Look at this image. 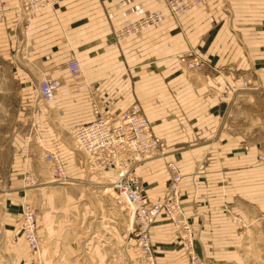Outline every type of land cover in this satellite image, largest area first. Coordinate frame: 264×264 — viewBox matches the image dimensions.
<instances>
[{
    "label": "crops",
    "instance_id": "1",
    "mask_svg": "<svg viewBox=\"0 0 264 264\" xmlns=\"http://www.w3.org/2000/svg\"><path fill=\"white\" fill-rule=\"evenodd\" d=\"M4 1L0 69L29 102L33 93L38 139L58 153L68 178H80L81 166L60 132L92 120L95 107L116 115L139 105L165 144L162 156L134 167L143 193L161 200L169 179L166 164L174 162L181 174L183 211L197 232L196 254L206 264H246L252 220L264 212V107L250 114L222 96L229 86L242 84L241 74L264 94V0H203L178 22L166 15L118 44L113 30L149 11L164 10L165 1L56 0L29 19L19 12L18 0ZM189 48L206 61L199 69L187 70L177 60ZM71 57L80 64L79 79L65 66ZM44 76L59 81L48 108L35 101ZM13 146V172L0 193V264L104 260L100 234L105 230L98 225L91 231L85 219L90 201L67 195L59 212L52 190L34 195L42 247L38 261L31 259L17 229L24 195L20 168L31 163L25 141ZM150 234L157 264L189 263L165 215L155 219Z\"/></svg>",
    "mask_w": 264,
    "mask_h": 264
},
{
    "label": "built area",
    "instance_id": "2",
    "mask_svg": "<svg viewBox=\"0 0 264 264\" xmlns=\"http://www.w3.org/2000/svg\"><path fill=\"white\" fill-rule=\"evenodd\" d=\"M165 11L152 10L136 20L122 25L113 31L116 43L133 33L148 28L164 19V13L177 18L203 0H164ZM56 0H18V10L27 19L36 11L50 7ZM5 13V1L0 0V21ZM193 63L200 67L202 60L193 56ZM191 65V64H190ZM70 76L81 77V68L76 57L65 62ZM241 88H247L248 80L244 78ZM59 81L50 76H44L37 87V95L43 102L54 100ZM256 89V88H255ZM233 91L236 88H232ZM94 117L85 123L69 127L75 146L87 156L97 170L109 173L111 188L115 200L123 204L129 214L130 232L135 245L140 252L143 264H157L150 227L155 219L163 214L172 223L177 237L181 240L183 249L188 256V264H203V259L195 252L196 230L185 215L180 198L181 174L174 162H167L169 182L165 196L161 200L152 201L142 191L141 182L134 173V167L149 158L164 154V143L154 135L147 118L136 105L113 115L106 110L94 108ZM44 160L49 165V177L52 183L64 184L69 178L58 153L46 150ZM20 231L28 249L32 253L40 250V240L37 235L36 213L32 205L23 201L20 205ZM229 211V210H227ZM235 221L234 218H232Z\"/></svg>",
    "mask_w": 264,
    "mask_h": 264
},
{
    "label": "rangeland",
    "instance_id": "3",
    "mask_svg": "<svg viewBox=\"0 0 264 264\" xmlns=\"http://www.w3.org/2000/svg\"><path fill=\"white\" fill-rule=\"evenodd\" d=\"M165 9L166 7L161 11H165ZM186 12L180 14L177 18H174L172 16L170 17L175 22H178L179 18ZM166 15H168V13L165 12L164 17ZM159 23L152 24L148 28ZM139 32L133 33L122 41ZM114 43L116 42L114 41ZM194 55L199 56V58L202 60V64L200 65V67H202L206 63V61L202 57H200V55L196 53L192 48L178 53L176 57L183 68L187 70H195L199 69L200 67L194 65L192 59ZM241 75L243 77V74ZM232 88H236V90L233 91ZM23 92L24 91L21 90L20 85L12 82V80L9 79L8 75L6 74V71L0 69V193L3 189L7 188V185L9 183L7 182V179L13 172L14 166L12 165V163L14 142H18L19 139L21 141L23 140L26 143L25 155L26 157L30 158L29 161L31 165L27 163L26 165H24V167L21 166L20 168V177L22 179L20 188L23 190L24 194L21 203L23 201L29 202L32 205L37 216L39 204L37 207L34 198L35 193L41 192V190H44L45 193L52 190V198L55 199L54 206H57L58 211L61 212L65 208V199L67 195L71 198V196L75 193L76 195L74 196V199H78L79 202L90 201L92 205L90 206L91 209L87 211L88 214L85 215L86 221H90L89 223L91 231L94 227L98 228V225L101 231L103 230V228L105 230L103 235L100 234V236L104 238L105 241V245L100 246L102 249H105L104 260L100 259V261L98 262V260L95 258V260H91L87 264H143L140 254H137V252H135L134 250V244L132 240L133 236L130 232L128 211L123 204H119L115 200V194L110 184V174L101 172L94 168L93 164L88 160L85 153H83L75 146L69 132V127H66L63 131H61L60 135L73 150L76 163L81 166L80 178H71V180H68L69 184L66 185H60L52 183L50 181L49 165L45 162L43 157L44 153L48 149L44 148V146L41 145L38 139V121L35 120V111L36 109H38L37 103L35 104L32 101L33 93L31 97H29V100H31L29 102ZM262 97H264V94L261 93L260 87L256 84H251L249 81L247 83L246 89L241 88V85L229 86L228 93L226 92L222 96V98L229 104L234 103L238 108L244 107L246 108V111H249L250 114H257L258 109L264 107V101H261ZM35 101H40L43 106L48 108L53 100L46 103L43 102L37 95ZM136 106H138L141 113L145 116L140 106ZM138 178L140 180L139 176ZM46 182L49 183L44 185L43 183ZM77 195L82 196L76 197ZM202 197V199H206V196ZM91 201L95 202V204L96 202H99L100 204L94 205V203H92ZM43 209H45L44 206L42 207V210ZM60 220V222H63L62 218ZM252 222L255 228H252L253 231L251 230V240L248 246L249 259L247 260L246 264H264V212L262 211L261 215L255 217ZM19 226L20 219L17 224V229L22 235ZM59 235H61L60 232ZM39 238L41 248L42 238ZM92 248L93 246H90V249L88 251L90 254L94 252ZM26 250L32 260L38 261L39 252L32 253L28 249L27 245ZM92 257L93 255L91 256V258ZM63 264H66V262H63ZM203 264L206 263L203 261Z\"/></svg>",
    "mask_w": 264,
    "mask_h": 264
},
{
    "label": "bare ground",
    "instance_id": "4",
    "mask_svg": "<svg viewBox=\"0 0 264 264\" xmlns=\"http://www.w3.org/2000/svg\"><path fill=\"white\" fill-rule=\"evenodd\" d=\"M48 183H49V182H46V183H43V184L45 185V184H48Z\"/></svg>",
    "mask_w": 264,
    "mask_h": 264
}]
</instances>
